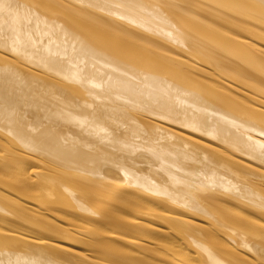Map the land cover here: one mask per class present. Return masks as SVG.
Masks as SVG:
<instances>
[{
	"label": "bare ground",
	"instance_id": "1",
	"mask_svg": "<svg viewBox=\"0 0 264 264\" xmlns=\"http://www.w3.org/2000/svg\"><path fill=\"white\" fill-rule=\"evenodd\" d=\"M243 206L264 217V0H0V264H264Z\"/></svg>",
	"mask_w": 264,
	"mask_h": 264
},
{
	"label": "rangeland",
	"instance_id": "2",
	"mask_svg": "<svg viewBox=\"0 0 264 264\" xmlns=\"http://www.w3.org/2000/svg\"><path fill=\"white\" fill-rule=\"evenodd\" d=\"M135 29L138 30L137 27H135ZM6 55H7V57H9V58H7V60H8V59H9V60H10V59L14 60V58H13L12 56H10V55H8V54H6ZM10 57H11V58H10ZM4 58H6V57H4ZM24 69H26V68L24 67ZM27 69L29 70V68H27ZM45 70H47L48 72H51V73L55 72L54 70H48V69H45ZM33 71H34V70H33ZM56 72H57V71H56ZM170 126H172V125H170ZM178 127H179V126H178ZM178 127H177V128H178ZM178 129H181V128H178ZM182 129H183V128H182ZM188 129L193 130V129H191V128H188ZM120 130L123 131V132H127L125 129H120ZM199 135H200V134H199ZM200 136H203V135H200ZM251 189H252V188H251ZM252 190H253V189H252ZM254 191H255V190H254ZM1 193H2V194L4 193V195L6 194V196H7L8 194H10V196H8V197H11V196H12L11 198H14V199H17V200H18L19 198H20V199H24L21 195H18V198H17V197L15 198V196H14L15 194H13V193L11 194L9 191L7 192L8 194L5 193V192H3V191H2ZM24 200H25V199H24ZM225 201H226V202H225ZM230 201H231V200H229V199H228V200H225V199L223 200V199H222L221 201H217V202H218L219 204H222V205H225V206H229V207L237 208V207H236L234 204H232V202H230ZM51 207H52V210H53V208H54V210H55V212L53 211V213H58L59 215L61 214V217H63V216L66 214L65 216L67 217V218H66L67 220H68V216L70 217L69 219H75V218L78 216V213H77V215H76L75 212H74L75 214L72 213V212H68L66 209L64 210V209L60 208L59 206H58V208H57L56 205H55V207H54V205L51 206ZM164 208H166V207H164ZM164 208H163V209H164ZM243 208L245 209V211L247 210V214H248V216L252 214L253 219L256 218L255 220H257V221L259 220L261 223L264 221V217H262L260 214L257 213L258 215H256V213H253V211L250 210V208L248 209V207L246 208V206H245V207L243 206ZM237 209H238V208H237ZM248 210H249V211H248ZM57 211H58V212H57ZM62 212H64V213H62ZM68 213H69V214H68ZM118 213H119V215H124L122 212H118ZM62 214H64V215H62ZM72 214H73V215H72ZM79 214H80V213H79ZM42 215H44L43 217H45V218L49 217L48 219H50V217H51V218L53 217L54 219L52 218V220H55L54 223L57 224V225H58V224H59V225H62L63 222H64V221H61V220H63V219H60V220H59V218H55L54 216H51V215H49V214H47V213H46V215H45V214H42ZM70 215H71L72 217H71ZM104 215L107 216L106 214H104ZM104 215H103V216H104ZM254 215H255V216H254ZM46 216H47V217H46ZM75 216H76V217H75ZM127 216H129V215H127ZM252 216H251V217H252ZM259 216L262 217V218L260 219ZM80 217H81V216H80ZM249 217H250V216H249ZM258 217H259V218H258ZM10 218L13 220V222H15V223L13 224L14 228H15V226H16V223L19 221V222L17 223L16 229L28 228V224H29V226H31L30 223L27 224V223L24 222V221L17 220V222H16L15 219H14V218H15L14 216H11ZM63 218H64V217H63ZM77 218H79V216H78ZM77 218H76V219H77ZM83 218H84V216H83ZM85 218H86V217H85ZM109 218H110V216H109ZM57 220H58V221H57ZM56 221H57L58 223H57ZM90 221H91V220H90ZM61 222H62V223H61ZM92 222H95V218L93 219ZM25 223H26V224H25ZM33 225H34V224H33ZM63 225H64V224H63ZM22 226H23V227H22ZM34 226H35V225H34ZM34 226H33V227H34ZM29 229H30V230H33L32 233H33V234L36 233V235H38V236H50V237H53V238H60V239H65V240H66V239L68 240V238H69V237H67V236L65 237V235H63V234L61 235L62 232L59 233V232H58L57 230H55V229H54V230H55V231H54L55 234H52V233H54V232H52V230L50 231V232H52L51 234H50V232L47 231V230H46V231H47V234H45V233H46L45 231H43V230L37 231V230H36L37 228H36V227L32 228V226H31V228L29 227ZM35 230H36V231H35ZM38 230H39V229H38ZM169 231H170V230H169ZM56 233H59V237H57L58 235H57ZM219 233H220V232H218L216 235H218ZM40 234H42V235H40ZM48 234H49V235H48ZM168 234H170V236H171L172 239L170 238V236H169ZM168 234H167V235H168L169 237H168V236H167V237L169 238V240H170V239H171V241H175L176 239L179 240V239H178V236H177V235L175 236V235L173 234V232H172V233L168 232ZM221 234H222L223 236H221ZM140 235H141V234H140ZM172 235H173V236H172ZM219 235H220L222 238H220ZM219 235H218V237H219L221 240L224 239V240L226 241V238H228V237H226V235H224L223 233H220ZM78 237H79V236H78ZM162 237H163V236H162ZM162 237H161V238H162ZM167 237H166V238H167ZM223 237H224V238H223ZM166 238H165V236H164V238L162 239V241H165ZM216 238H217V237H216ZM219 238H217V239H219ZM70 240H71V239H69V241H70ZM75 240H76V238H75ZM69 241H68V242L65 241V242H67L68 245H72V248L75 249L76 251H81L82 248L84 247L83 244H81V243H79V242H77V241L74 242V240H71V241H73L76 245H73L74 243L71 242V241H70V243H72V244H69ZM166 241H168V239H166ZM166 241H165V242H166ZM222 241H223V240H222ZM229 241H231V240L228 238V239H227V242H228L230 245H232V242H229ZM77 243H78V244H77ZM77 245H78V246H77ZM79 245H80V247H79ZM76 246L78 247V249H77ZM21 247H23V246H21ZM40 250H41V249H40ZM45 250H46V249H44V251H45ZM47 250H49V249H47ZM47 250H46V251H47ZM242 250H243V249H242ZM243 251H244V253H247V252H248V254H249V251H248V250L246 251V249H244ZM49 253H51V250L49 251ZM248 254H247V255H248ZM152 259L155 260V261H154L155 263L157 262V260H159L156 264L166 263V262L161 261V260L158 259V258L156 259V257L151 256L150 261H151ZM153 260H152V261H153ZM7 261H8V260H7ZM161 262H162V263H161ZM167 264H168V263H167Z\"/></svg>",
	"mask_w": 264,
	"mask_h": 264
}]
</instances>
